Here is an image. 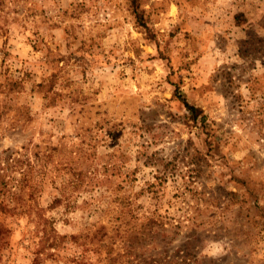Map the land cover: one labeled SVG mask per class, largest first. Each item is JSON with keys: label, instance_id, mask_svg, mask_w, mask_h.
Returning <instances> with one entry per match:
<instances>
[{"label": "rangeland", "instance_id": "374dc122", "mask_svg": "<svg viewBox=\"0 0 264 264\" xmlns=\"http://www.w3.org/2000/svg\"><path fill=\"white\" fill-rule=\"evenodd\" d=\"M137 2L0 0V264H264V0Z\"/></svg>", "mask_w": 264, "mask_h": 264}, {"label": "trees", "instance_id": "16d2710c", "mask_svg": "<svg viewBox=\"0 0 264 264\" xmlns=\"http://www.w3.org/2000/svg\"><path fill=\"white\" fill-rule=\"evenodd\" d=\"M130 6H131V8H132V12H133V14H134V16H135V18L137 19V20H141V18H142V14H141V12L138 10V2H137V0H130ZM235 17L237 18L238 17V15H235ZM182 100V102L184 103V105L192 112V115H193V117H195L196 116V107H194L193 105H190V104H188L184 99H181ZM110 251H111V247L109 248V250L107 251L108 253H107V255H109L110 254ZM113 258V257H112ZM143 260V259H142ZM136 261V260H135ZM137 263L136 264H154L152 261L151 262H148V263H145V261H139V260H137L136 261ZM157 263V262H156Z\"/></svg>", "mask_w": 264, "mask_h": 264}]
</instances>
